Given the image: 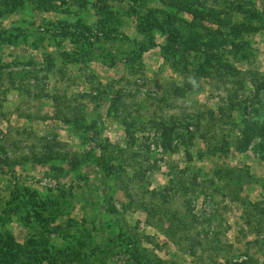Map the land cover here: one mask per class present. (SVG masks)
<instances>
[{
	"label": "rangeland",
	"instance_id": "obj_1",
	"mask_svg": "<svg viewBox=\"0 0 264 264\" xmlns=\"http://www.w3.org/2000/svg\"><path fill=\"white\" fill-rule=\"evenodd\" d=\"M254 79L264 0H0V264H264Z\"/></svg>",
	"mask_w": 264,
	"mask_h": 264
},
{
	"label": "trees",
	"instance_id": "obj_2",
	"mask_svg": "<svg viewBox=\"0 0 264 264\" xmlns=\"http://www.w3.org/2000/svg\"><path fill=\"white\" fill-rule=\"evenodd\" d=\"M187 5H190V4L187 3ZM187 10L189 11L191 15H193L194 19L200 18L199 15H196L195 13L190 12L189 9ZM252 84L254 86V95L255 97H258V92L264 89V80L254 79L252 81ZM259 109L260 107L255 110L258 116L261 115ZM254 137L259 138L261 142L264 141V122L259 121V120L245 121L244 128L241 131V139L238 142L237 149L240 151L246 150L249 144L252 142ZM1 247L2 246L0 245V251H1Z\"/></svg>",
	"mask_w": 264,
	"mask_h": 264
}]
</instances>
